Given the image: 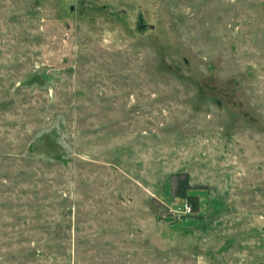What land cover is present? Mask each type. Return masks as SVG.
Masks as SVG:
<instances>
[{
    "label": "rangeland",
    "instance_id": "rangeland-1",
    "mask_svg": "<svg viewBox=\"0 0 264 264\" xmlns=\"http://www.w3.org/2000/svg\"><path fill=\"white\" fill-rule=\"evenodd\" d=\"M0 264H264V0H0Z\"/></svg>",
    "mask_w": 264,
    "mask_h": 264
},
{
    "label": "trees",
    "instance_id": "trees-1",
    "mask_svg": "<svg viewBox=\"0 0 264 264\" xmlns=\"http://www.w3.org/2000/svg\"><path fill=\"white\" fill-rule=\"evenodd\" d=\"M175 175H176L175 176L176 178H175V184L173 188V195L175 197L187 199V201L190 204L191 209L196 208L197 203H198L197 196L187 195L186 193L188 189L192 188L189 183L188 175L186 173H182V174L176 173Z\"/></svg>",
    "mask_w": 264,
    "mask_h": 264
},
{
    "label": "built area",
    "instance_id": "built-area-1",
    "mask_svg": "<svg viewBox=\"0 0 264 264\" xmlns=\"http://www.w3.org/2000/svg\"><path fill=\"white\" fill-rule=\"evenodd\" d=\"M179 211L182 214H188L191 212V207L190 204H188L187 202L182 203V205L179 207Z\"/></svg>",
    "mask_w": 264,
    "mask_h": 264
},
{
    "label": "water",
    "instance_id": "water-1",
    "mask_svg": "<svg viewBox=\"0 0 264 264\" xmlns=\"http://www.w3.org/2000/svg\"><path fill=\"white\" fill-rule=\"evenodd\" d=\"M171 219L172 218L171 217H168V216L164 217V220L167 221V222L171 221Z\"/></svg>",
    "mask_w": 264,
    "mask_h": 264
}]
</instances>
